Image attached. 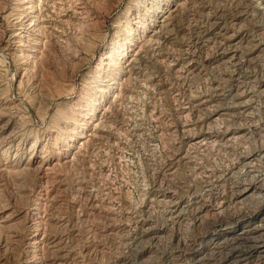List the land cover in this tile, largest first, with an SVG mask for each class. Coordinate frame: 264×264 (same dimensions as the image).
<instances>
[{
	"label": "rangeland",
	"instance_id": "obj_1",
	"mask_svg": "<svg viewBox=\"0 0 264 264\" xmlns=\"http://www.w3.org/2000/svg\"><path fill=\"white\" fill-rule=\"evenodd\" d=\"M42 1L39 5L43 18L57 31H44L43 43L36 45L42 52L41 57L22 78L19 52H11L5 59L0 58V106L10 108L6 111L9 115L5 120L11 118L14 122L0 136V219L4 214L10 215L4 224L0 221V264H24V259L33 258L27 239L33 233L31 211L37 203L40 215L44 217L43 229L40 230L45 234L47 246L44 244L35 254L44 264H191L187 253L192 248V242L198 240L204 244V239L210 236L213 222H223L245 211L248 204L257 202L249 198L239 203L235 198L233 188L244 175L232 168L245 154H254L253 157L262 155L264 112H255L249 119L240 116L233 120L232 127L246 132L242 144L233 143L226 150L213 144L203 153L198 149H188L185 142L189 137L184 138L181 124L186 122L195 128L194 131L216 134L223 129L222 123L209 126L205 112L193 109H188L186 117L181 118L179 108L195 94H206L224 106L226 99L221 94L231 87L238 85L247 90L256 82L264 85V52H259L255 64L247 66L243 63V53L264 37V30H257L251 16L232 0H209L202 5H187L172 20L165 32L166 41L160 49L168 60L178 61L179 64L189 58H194L195 64L206 60L202 71L174 81L168 67L142 53L140 75L128 82L134 93L126 101L112 103L110 112L105 116L106 128L119 145L94 142L89 146L86 160L79 158L73 165H66L64 162L71 158L69 156L76 150L80 137L59 157L56 156V149L62 145L59 143L61 138L57 137V141L51 138L55 134L64 138L59 131L62 127L67 130L77 105H84L88 98V104L95 102L92 97H98L91 89L95 84L115 81L111 91L104 94L105 102L97 108L95 118L84 133L89 132L96 118L102 116V109L114 99V94L122 92L125 84L119 87L118 82L123 76L112 75L110 70L104 72L102 55L110 53L114 56L112 46L126 25L133 24L136 13H139L137 11L147 13L149 6L162 0ZM177 1L172 0V6ZM16 2L0 0V37L8 27L5 15L16 6ZM51 3H57L56 9L50 7ZM77 7L85 9L79 18L70 20ZM232 21L243 43H240L235 57L216 67L224 47L222 49L217 42L204 44L201 35L214 22L221 26L228 22L232 24ZM50 29L47 30L51 32ZM138 37L136 41L142 39L140 30ZM6 39L0 42V54L7 47ZM137 46L129 51L127 58L133 55ZM119 63L124 65L126 61ZM155 83L173 89L163 94H147L145 89L151 92ZM176 89L179 91H174ZM135 121H139L141 128L137 134L131 127L138 124ZM150 140L152 145L148 143ZM9 142L10 147L7 146ZM49 145H53V153L47 164L52 166L58 162L61 167L41 173L35 168L44 155L43 149ZM33 147L39 150L36 155L30 154ZM118 152L124 155L126 162L118 158ZM199 156L204 158L202 175L194 169L197 163L193 157ZM183 157H189V161ZM26 163L27 168L22 169ZM217 172L221 175L219 182L213 176ZM255 173L264 174V169L259 168ZM82 180L85 191L80 188ZM206 182L213 186L209 193L204 190ZM103 185L123 188L120 211L112 213L109 209L104 212L94 208L97 202L107 200V195L101 190ZM145 186L149 194L175 191L183 205H190L188 213L182 220H167L162 206L151 203L153 198L149 195L136 192V187ZM218 203L221 209L216 210ZM203 205L215 207L199 216L197 210ZM142 220H145L146 228L165 226L162 238L147 241L151 237L149 234L144 237L145 241L136 243L134 225ZM213 256L218 258L215 261L221 259V254L214 253Z\"/></svg>",
	"mask_w": 264,
	"mask_h": 264
},
{
	"label": "bare ground",
	"instance_id": "obj_2",
	"mask_svg": "<svg viewBox=\"0 0 264 264\" xmlns=\"http://www.w3.org/2000/svg\"><path fill=\"white\" fill-rule=\"evenodd\" d=\"M16 1H18L16 2V6L11 8L9 12H7L5 15L6 19H8L7 21L8 27L4 31L2 29L3 34L1 33L2 35L0 37V42L3 41L5 38H7L5 42L8 48L6 47V49L1 52L0 58L5 59L7 58V56L9 57L11 55V52H19L20 53L18 55V58H20L19 72H20V78H22L25 76L29 67L38 58L41 57L42 52L40 49L36 48V45H38L41 42L43 43L45 38L44 31L46 30L48 33H53V32L55 33V31L57 30H54L52 27H50L47 24L48 20L43 18L44 15L42 13V8H40L39 5V2H41V0H16ZM44 1L45 0H43L42 2ZM205 1H209V0H178L172 6V0H162L161 3H157L156 5L149 6L148 10L145 8V10L148 11L147 13L144 12L143 14H141L140 11H137L139 13H136L135 21L133 22V24L131 23L129 25L128 23L126 25L123 33L120 34L121 36L118 38V41L112 46L111 53L114 54V56H112L110 53L103 54L101 59V62L104 64V72L110 70V73L112 75L117 74L120 77L123 76L121 78V81L118 82L119 87H121L123 83L125 84V86L122 88V92L121 93L116 92V94H114V99L110 101L108 106H104V108L102 109V113H101L102 116L100 118H96L95 123L92 124L91 130L89 132L84 133V131L88 128L89 124L91 123L92 119L95 118L94 116L97 108H99L105 102L103 98L104 94L108 93L109 90L111 91L112 87L115 84V81L112 80V82L107 84H104V82H100L99 84H97L99 85V87H96L97 85L95 84L91 88L94 89V94L97 95L96 97H98V98H94L95 96L92 97V99L95 102H93L92 104H88V102L90 101L88 100L89 98L85 99L86 101L84 105L82 106L77 105L74 108V112L72 113L73 118L71 120L68 119L70 123L68 125V128H66L67 130L64 131L65 128L63 127L61 131L57 129L59 132H62L64 138L62 136H57L56 134L54 135L53 138H51L52 134L50 135L51 140L53 139L57 141L58 139L57 137L61 138L59 143L60 144L62 143V145L56 149V156L59 157L60 155L66 153L69 147L72 146V143L79 137H80L79 138L80 142L76 150L73 151L72 154L69 156L71 158L66 159L64 162L66 165H73V162L79 158L86 160L88 158L87 151L89 149V146L94 142H97L98 144H102L104 142L107 144L119 145V143L115 141V138L112 135V133H110L106 128L105 116L107 113L110 112V108H111L110 105L112 103L115 104L116 102L126 101L127 98L130 97L132 92L134 93L135 90L133 91L130 88L128 82L131 79H134L135 77H138V75H140L139 70H141V65H142V60H141L142 53L149 54L150 57H153L157 63H161L162 65L168 67L170 75L174 81L184 80L189 76L197 75L202 71L206 60H199L198 64H195L194 58L191 59L186 58L188 61L186 60V62L179 64L178 61L168 60L169 58H167L166 55H164L161 52L160 47L166 41L165 32L169 30L168 28L169 26H171L174 17L177 16L180 13V11L183 8H185L187 5L190 4L202 5ZM216 1H221V0H216ZM232 1L239 3L241 5L242 10L246 14L251 16V18L254 20V26L257 30L258 29L264 30V0H232ZM56 4L57 3H51L50 7L54 10L56 9L55 7H57ZM83 8L84 7L75 8V10L72 12V16H70V18L72 19L70 18L69 19L74 20L77 19V17L79 18ZM164 10H165L164 14L160 16L159 13H161V11ZM59 11L61 12V10ZM45 13L47 14V12ZM63 16L66 17L65 14H63ZM132 25H135V27L133 28ZM219 25L220 23L214 22L211 28L207 32H204L201 35V41L204 44H208L210 42H217L222 46V49L224 47L223 52L221 53L222 54L221 59L218 60L216 67H220L230 58L235 57L237 54L238 47L240 46V43H243V38L239 37L238 32L235 31L233 21L232 24L228 22L221 26ZM50 28H52V30ZM149 28H151L150 31H148ZM47 29H50L51 32ZM138 30H140L141 32L142 39L136 41L139 39ZM251 41L252 40H250V42ZM257 42L258 43L253 45V47L250 50L243 53V63L246 64L247 66L248 64L251 63L255 64V61L260 56L259 52L261 53L264 52V37L259 38ZM136 45H138L137 50L133 53V55L127 58L129 51H131V49ZM6 51L8 53H6ZM253 53L254 56L251 57ZM121 61L122 62L126 61V63L122 65L121 63H119ZM19 80L17 82L18 85H20L21 82ZM146 81L149 80L147 79ZM149 82L151 83V81ZM0 87H1V82H0ZM172 89L173 88L171 86L167 87L162 83H155L152 86L151 92L153 93H151L147 89H145V91L147 94H163L171 91ZM174 91H179V90L176 89ZM221 95L224 96V98L226 99V103L224 104V106L219 105L214 98H211L206 94H195L187 101L182 103L181 107L179 108L181 118L186 117V115L188 114L187 112L188 109H193L196 111L205 112V114L207 115L206 119L208 120L207 122H209V126L211 125L215 126V124L217 125L218 122L222 123L223 125V126L221 125L223 128L222 130H220L216 134H213L211 132L194 131L195 128H192L190 124L183 122L180 126V130L181 132H183L185 139L189 137V139L186 140L185 142L188 149L190 148L191 150L198 149L199 151L204 153V151H206V149L213 144H215L216 146L219 147V149L222 150H226L233 143L236 142L239 143L241 142L242 144L246 132H243L242 129L240 128L232 127V122L234 123V121L240 116H242L245 119L246 118L249 119L255 112L256 113L257 112L259 113V111L264 112V85L260 82L254 83L252 87L247 90L240 88L238 85H236L231 87L226 93ZM8 109L10 108L7 106L4 105H2V107L0 106V136L5 134L10 129V126L14 125V122L11 118L5 120V118L8 117L9 115L8 113H6ZM16 119L18 120L19 118ZM253 121L255 120L253 119ZM131 127L135 134H137V132L140 133L141 128L139 123L134 124ZM248 128L250 129L249 126ZM199 130H201V128H199ZM261 130L263 131L262 134L264 136V124ZM49 133L50 132H48V134ZM53 133L55 132L53 131ZM148 143L151 144V140ZM9 145L10 142L8 143L7 146L10 147ZM52 146L49 145L48 147H45V149H43L44 155L43 157H40V162L37 164L35 170L41 173H47V172H52L56 167H61V164H59L58 162L54 163L52 166H49L47 164L48 158L50 157V155H52L51 153H53V151H51ZM30 151H31L30 152L31 155L33 154L36 155V153L39 152V150L36 149L35 147H33V149ZM262 151H263L262 155L259 156L258 154L256 157H253L254 154L251 153L245 154L244 157H240L237 160L238 165L232 168V169H237L236 170L237 173H242L244 175L233 188V193L235 195V198L239 200L238 201L239 203H243L249 200V198H254L256 199L257 202L250 203V206L248 204V207L245 211L239 213L238 215H233L232 217L223 220V222L220 223L213 222L211 228L209 229L210 236L204 239L205 240L204 244L201 241L198 242V240L192 242L191 244L192 248L187 253L188 260L191 261V264H263L264 263V174L255 173L258 171L259 168L264 169V150ZM97 152L101 155L99 149H97ZM117 155L118 158L122 159L125 162L127 161L125 157H123L124 155L123 156L120 155L119 152L117 153ZM183 159L185 161H189V157H183ZM193 159L197 163L194 169L197 171V174L202 175L205 170V167L202 164L203 163L202 160H204V158L202 156H199V157H193ZM27 163L29 162L27 161ZM27 163L23 165L22 169L27 168ZM213 176L218 182L221 180V175L218 172L216 174L214 173ZM224 177L225 175L223 176V178ZM104 179L105 178H103V180ZM82 183L83 180L79 183L80 188L84 190V184ZM103 186L104 187H101V190L105 195H107L106 197L107 200L102 202H97L94 208H98L100 211H104V212L106 211V209H109L110 212L112 213L120 211L123 206L122 205L123 203L121 202L123 188L121 187L114 188L112 186H105V185ZM135 189L139 195H144V196L149 195L150 198L152 197L153 199H150L151 203L153 202L157 205L162 206V208L164 209L163 213L167 217V220H171L174 218L177 220H182L183 217L188 213V210L190 209L189 208L190 205H183L182 201L176 197L175 191L165 190V191H160L157 194H149L146 192L147 191L146 186L144 188L136 187ZM212 189L213 186L211 185V183L206 182L204 185V190L209 193L212 191ZM38 205L39 203H37V206L33 207L31 211V217L32 220L34 221L33 222L34 229H33V233L27 239L28 240L27 246L29 249H32L30 251V254L32 255L33 258L24 259L25 260L24 264H44V261L43 262H41L42 260L39 261L38 259L40 257L38 258L37 254H35L43 246L46 245L45 234L40 230L43 229L41 228V225L43 224L44 217L43 218L41 217ZM213 207H215V205L212 207L211 205H203L200 208H198L197 212L199 216H201L202 213L205 214L207 213L208 210H213ZM215 208L216 210L221 209L220 204L218 203V206L216 205ZM128 213L129 212H127L126 214ZM9 216L8 215L5 216L4 214V217L2 216L3 219H0L1 223L4 224ZM144 221L145 220L136 222L134 225L136 234L135 237L133 238L136 240V243L145 241L146 238L144 237L149 234H151V237H149V239L147 238V241L160 240L163 236L161 235V233L165 231V226H162L163 228H158L153 226H148L146 228L144 227L145 226ZM5 225L9 226V224H5ZM42 251H44V249ZM214 253L221 254V256L219 257L221 259L215 261L218 258H215L213 256ZM43 254H45V252Z\"/></svg>",
	"mask_w": 264,
	"mask_h": 264
}]
</instances>
